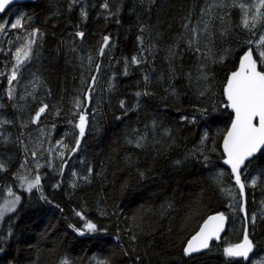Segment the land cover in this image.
Segmentation results:
<instances>
[{
	"label": "trees",
	"instance_id": "16d2710c",
	"mask_svg": "<svg viewBox=\"0 0 264 264\" xmlns=\"http://www.w3.org/2000/svg\"><path fill=\"white\" fill-rule=\"evenodd\" d=\"M105 2L37 0L0 16V23L7 22L0 32V162L5 165L0 205L9 189L20 197L16 211L0 222V236L12 232L0 264H61L65 258L69 264H260L264 151L242 171L243 195L221 165V140L232 119L223 88L250 47L246 41L257 38L241 26L242 10L232 5L251 6L255 0H107L108 9ZM21 17L24 26L12 29ZM34 29L43 36L35 37L32 58L9 85L14 52ZM77 31L85 33L82 39ZM104 36L111 39L99 55ZM142 49V62L131 63ZM92 76L97 79L89 101L85 93ZM77 98L87 127L72 152L79 137ZM44 104L48 109L33 122ZM141 137L143 147H137ZM36 175L39 188L21 186L19 176ZM244 199L249 237L256 244L249 260L223 253L243 239ZM214 212L227 218L221 239L184 256L189 237ZM85 220L107 231L81 236L71 226L82 228Z\"/></svg>",
	"mask_w": 264,
	"mask_h": 264
},
{
	"label": "snow or ice",
	"instance_id": "6c2138e0",
	"mask_svg": "<svg viewBox=\"0 0 264 264\" xmlns=\"http://www.w3.org/2000/svg\"><path fill=\"white\" fill-rule=\"evenodd\" d=\"M13 0H0V12H4L6 7L10 5ZM76 0H73L75 3ZM152 3H155V0H151ZM233 7H239L242 10L241 17V26L252 33L253 36L257 37L255 40H248L246 43L250 45L247 51H245L244 55L240 58L239 68L236 71H233L230 76L226 78V85L224 87V95L226 97V103L224 107L226 109H231L233 113V118L231 119V125L227 129L224 137H223V151L226 154V159L224 161L225 164L229 165L231 168V173L234 175L235 183L239 187L241 195L244 193L245 183L241 180L242 171L247 170V163H251L252 158L261 151H264V71L258 70L257 61L261 64H264V0H255V3L251 6L249 4L233 3ZM105 9L109 8V4L106 2L103 4ZM254 8V11L251 9ZM251 11V15H250ZM112 15V13H109ZM81 16L83 18H87V12L83 9L81 10ZM23 17L17 18L14 23L10 24L12 29L22 28L23 25ZM119 23V20L116 21ZM6 23H0V32H4L6 30ZM257 25L261 27L257 29ZM141 32L145 29L141 27ZM207 30V26H205V31ZM195 32L196 30L193 29ZM257 31H259V35L257 36ZM43 36V33H40L39 29H34L32 32L28 33L30 37L25 43L21 46L17 47L14 52L15 63L11 67L10 74L8 75V83L11 85L13 81L17 79V74L20 68L32 58V46L36 43L35 37L37 35ZM85 35L82 31H77L75 33L76 37L83 38ZM111 37L104 36L102 41V46L99 49V55H103L105 49L109 46ZM138 41L143 44L142 37L137 38ZM191 44V42H190ZM255 45V49L258 51V57L254 58L253 56V47ZM199 51V49H196ZM170 55L175 56L176 53L170 50ZM143 59V49L141 50V56L138 58L137 56H133L131 58V63L140 64ZM92 58L89 57V63L91 64ZM127 65V61H125ZM100 65H96V70L99 71ZM125 75H127V66L125 68ZM0 75H4V73L0 72ZM203 79L207 80V75H203ZM39 78H37L38 80ZM97 77H91V83L88 86V91L85 93V97L87 100H91V93L94 91V84L96 82ZM148 77L145 76V80ZM35 86V85H34ZM109 88H112V85H109ZM13 89H9L8 95L10 98L13 96ZM142 93L137 92L136 96H140ZM144 95H149L150 93L144 92ZM203 95V93H201ZM82 101L77 98L75 105L78 111V123H76L75 127L79 129V137L75 142V147L71 149L72 152H75L79 149L81 145V138L85 135V129L87 125V116L84 112L80 111ZM120 107L125 108V101H120ZM48 109V105H42L38 111L35 113L33 117V122L39 121L41 115L45 113ZM127 111V110H126ZM201 115H207V109L199 110ZM59 115V113H57ZM119 119V117H118ZM182 119H187V117H182ZM4 123H10V121H4ZM71 123V122H70ZM55 125H53V128ZM207 138V133H205V137ZM144 138L141 137L140 140L136 141L137 147H143L141 140ZM203 139L201 143L203 144ZM131 143L132 141H128ZM58 144H62V141H57ZM67 147L66 145H62ZM35 155V153H33ZM61 157H63V152L60 153ZM207 160V157H205ZM177 163H180L177 161ZM23 167V165H21ZM5 170V165L0 162V171ZM89 174H91L92 169H88ZM75 175V174H74ZM143 176V173H141ZM23 184L27 185V190L31 191L33 188L40 187V176L36 175L34 179L28 180L26 176H19ZM85 181L88 180V177H83ZM256 179L253 178L251 180V185L254 186L256 184ZM59 185H57L58 187ZM75 187V184L73 185ZM9 194L14 195L9 189ZM231 194V193H229ZM41 199L47 200V197L41 195ZM20 202L19 196H14L11 200H5V202L0 205V220H3L6 214L14 213L17 209V205ZM241 211H244L243 206H241ZM76 215L80 216L84 219V214L82 212H77ZM226 220L224 213H218L213 216H209L207 220L204 221L200 230L196 232L194 235L188 239L186 246L183 248L184 256L190 257L195 253H199L203 250L210 249V242L213 239L219 240L220 233L224 230V222ZM256 216L253 214L251 216V223H255ZM71 227L81 236L88 233H96V232H104L107 231L103 228H98L97 224L93 223L91 220H85V223L82 228L75 227L72 225ZM12 235L11 230H9L8 236H0V253L5 251L4 244L7 243L9 237ZM132 240H136V236L133 235L131 237ZM256 248V244H254L253 240L250 239L247 228H245L243 239L241 242L236 244H230L223 249V253L226 257L229 258H243L244 260H249L250 253L254 252ZM137 260L139 257L136 258ZM61 264H69V261L65 258L61 261ZM98 264H109L106 261H98ZM260 264H264V261L260 262Z\"/></svg>",
	"mask_w": 264,
	"mask_h": 264
},
{
	"label": "water",
	"instance_id": "95a60500",
	"mask_svg": "<svg viewBox=\"0 0 264 264\" xmlns=\"http://www.w3.org/2000/svg\"><path fill=\"white\" fill-rule=\"evenodd\" d=\"M37 0H13V2L10 4V5H8L7 7H6V10L4 11V12H0V16L2 15V14H4L10 7H12V6H14V5H16V4H23V3H34V2H36ZM248 50V49H247ZM247 50H245V51H247ZM245 51L241 54V56H240V58L244 55V53H245ZM253 56H254V53H253ZM240 58H239V60H238V63H237V67L233 70V71H236V70H238V68H239V63H240ZM255 58V57H254ZM257 66H258V70H260L259 69V65H258V62H257ZM233 71H231L229 74H228V76H230V74L233 72ZM261 71V70H260ZM227 76V77H228ZM225 85H226V83H225ZM225 85H224V87H225ZM223 94H224V88H223ZM224 99H225V103H226V97H225V95H224ZM228 111L232 114V118H233V113H232V110L231 109H228ZM230 125H231V123H230ZM230 125H229V127H230ZM86 127H87V125H86ZM228 127V128H229ZM85 131H86V129H85ZM225 135V134H224ZM224 137V136H223ZM221 151H222V154H223V159L221 160V165L223 166V167H225V168H227L229 171H230V173H231V168H230V166L229 165H227V164H225L224 163V161H225V159H226V154L224 153V151H223V138H222V140H221ZM262 152V151H261ZM261 152H258L255 156H258ZM254 156V157H255ZM253 157V158H254ZM247 163V162H246ZM231 175L233 176V178H234V175L231 173ZM234 182H235V178H234ZM243 208H244V211H242V217H243V220H244V231H245V228H247V231H248V220H247V215H246V209H245V199H244V201H243ZM218 213H220V212H214V213H211V214H209L203 221H202V223L200 224V226L198 227V229L192 234V235H194L196 232H198L199 230H200V228H201V226L203 225V223H204V221L205 220H207L208 219V217L209 216H213V215H216V214H218ZM226 217V216H225ZM226 224H227V218H226V220H225V222H224V230L220 233V239H221V237H222V235L224 234V231H225V229H226ZM244 231H243V235H244ZM191 235V236H192ZM191 236L189 237V239L191 238ZM219 239V240H220ZM219 240H216V239H213L211 242H210V245H211V243L212 242H217V241H219ZM188 241V240H187ZM187 243V242H186ZM186 246V245H185ZM203 251H205V250H203ZM203 251H201V252H203ZM201 252H199V253H201ZM199 253H195V254H193V255H197V254H199Z\"/></svg>",
	"mask_w": 264,
	"mask_h": 264
},
{
	"label": "rangeland",
	"instance_id": "374dc122",
	"mask_svg": "<svg viewBox=\"0 0 264 264\" xmlns=\"http://www.w3.org/2000/svg\"><path fill=\"white\" fill-rule=\"evenodd\" d=\"M26 187H27V185H26ZM13 198H14V195H10L9 198H8L7 200H11V199H13ZM4 202H5V201H4ZM4 202H3V203H4ZM3 203H1V205H2ZM6 215H7V214H6ZM1 221H2V220H0V222H1Z\"/></svg>",
	"mask_w": 264,
	"mask_h": 264
}]
</instances>
